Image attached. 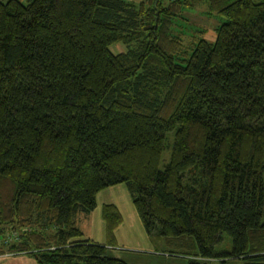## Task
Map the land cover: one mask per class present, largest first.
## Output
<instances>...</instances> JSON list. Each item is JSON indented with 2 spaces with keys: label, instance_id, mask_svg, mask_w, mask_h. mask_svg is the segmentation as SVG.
I'll return each mask as SVG.
<instances>
[{
  "label": "trees",
  "instance_id": "trees-1",
  "mask_svg": "<svg viewBox=\"0 0 264 264\" xmlns=\"http://www.w3.org/2000/svg\"><path fill=\"white\" fill-rule=\"evenodd\" d=\"M199 5L224 22L184 46ZM263 171L264 0H0V255L126 264L75 223L122 184L162 252L264 264ZM101 218L111 245L121 215Z\"/></svg>",
  "mask_w": 264,
  "mask_h": 264
},
{
  "label": "crops",
  "instance_id": "crops-1",
  "mask_svg": "<svg viewBox=\"0 0 264 264\" xmlns=\"http://www.w3.org/2000/svg\"><path fill=\"white\" fill-rule=\"evenodd\" d=\"M104 204H111L115 206V208L121 215V223L115 228L113 232L114 239L111 245H107V238L105 236V225L101 218V207ZM75 223L80 229L83 238L90 239L93 242L105 245L107 250H120L124 248H130L129 246L133 243V240L132 237L129 236V231L130 229H133L134 226H136L137 229H142L140 230L141 236L143 235L144 231L143 228H138L141 224L133 208L129 194H125V192L122 190V188H120V186L111 187L97 193L95 197V208L88 215L78 213L75 216ZM142 237H144L146 241L145 244H147L141 247L140 242L135 241L134 243L136 246H134L135 249L132 250L138 255H141L139 254L141 251L142 253H146V255H148L144 257L142 256L143 258L137 255L138 261L141 264L142 262L152 264V257L155 258L154 260L156 261V264H174L175 262L177 264H182V260H180L182 259V257L172 255L167 252H162L161 248H163V245H160L159 249H153V246L155 245L152 243L153 241L149 239L147 235L146 237ZM27 258L31 257L24 254L0 255V264H21L23 262H26ZM114 258L124 261L122 258L119 257Z\"/></svg>",
  "mask_w": 264,
  "mask_h": 264
},
{
  "label": "rangeland",
  "instance_id": "rangeland-1",
  "mask_svg": "<svg viewBox=\"0 0 264 264\" xmlns=\"http://www.w3.org/2000/svg\"><path fill=\"white\" fill-rule=\"evenodd\" d=\"M1 1H6V0H1ZM21 3H26V0H18ZM224 22V19L216 14H208L205 11L204 6H194L193 8H183L181 11V15L178 18H175L173 20V24L171 26V31L173 35L178 36L183 45L184 46H188L190 44V42H192L194 39H198V38H202L205 39L206 41L213 43L215 40V30L217 29V27ZM110 51L114 54L118 53V52H122L124 51V46L117 43L112 45L111 47H109ZM173 143V134L169 133L166 135V139H165V146L161 152V157H160V161H159V168L163 169L164 165L168 162L169 160V155H170V150H171V146ZM262 177H263V183H264V171L262 173ZM116 186H120V188H122V190L125 192V194H128L126 192V189L124 187V185L120 184V185H116ZM115 187V186H112ZM111 188V187H109ZM108 189V188H106ZM104 189V190H106ZM102 190V191H104ZM101 192V191H100ZM107 192V191H105ZM99 193V192H98ZM103 194V193H101ZM128 196V195H126ZM100 220V219H98ZM264 221V205H263V215H262V220ZM140 227L138 228H142L141 225H139ZM142 229H137L136 226H134L133 229H130L129 231V236L132 237L133 243L129 246L130 248H124V249H120V250H114V249H108L107 250V254L111 257H119L122 258L126 264H141L138 261L137 255L136 253H134V251H132L135 245V241L136 242H140V246L143 247L145 246V239L142 236L146 235L144 234L143 231V235L141 236V231ZM15 231H11L9 228H6L4 231V234L2 236H0V244H2V241L5 242V240H8L10 238L11 235H14ZM15 236V235H14ZM222 242L217 245L215 247V249L217 251H230L231 249V242H230V238L226 235L223 234L222 236ZM14 240V239H12ZM11 240V241H12ZM8 241V242H11ZM7 243V242H5ZM153 244H155L153 246V249H159L160 245H162L161 241H153ZM162 250H168V248H166V246H163V248H161ZM141 255V258H143L144 256H148L146 255V253H142V251L139 253ZM3 255H10L9 253L7 254V252L5 251V253ZM143 256V257H142ZM152 264H156L155 262V258L152 257ZM15 260V259H14ZM182 260V264H186V259L182 258L180 259ZM206 264H220L219 261L215 260V259H210L205 261ZM239 263V262H238ZM21 264H37L32 258H27L26 262H23ZM142 264H147L142 262ZM174 264H177L176 262Z\"/></svg>",
  "mask_w": 264,
  "mask_h": 264
},
{
  "label": "built area",
  "instance_id": "built-area-1",
  "mask_svg": "<svg viewBox=\"0 0 264 264\" xmlns=\"http://www.w3.org/2000/svg\"><path fill=\"white\" fill-rule=\"evenodd\" d=\"M16 236V235H15ZM14 235H11L10 238L8 240H5V242L11 241L12 239H14L15 237Z\"/></svg>",
  "mask_w": 264,
  "mask_h": 264
}]
</instances>
